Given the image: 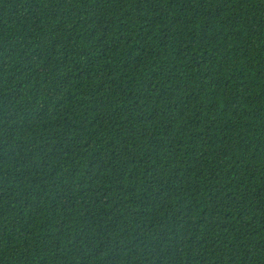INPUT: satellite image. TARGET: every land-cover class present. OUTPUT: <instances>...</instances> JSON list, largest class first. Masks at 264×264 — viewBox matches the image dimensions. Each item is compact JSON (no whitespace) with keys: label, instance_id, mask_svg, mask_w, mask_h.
Segmentation results:
<instances>
[{"label":"trees","instance_id":"1","mask_svg":"<svg viewBox=\"0 0 264 264\" xmlns=\"http://www.w3.org/2000/svg\"><path fill=\"white\" fill-rule=\"evenodd\" d=\"M0 264H264V0H0Z\"/></svg>","mask_w":264,"mask_h":264}]
</instances>
